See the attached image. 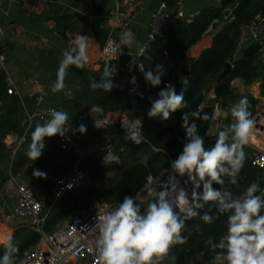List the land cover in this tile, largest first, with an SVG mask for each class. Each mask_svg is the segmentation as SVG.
Returning <instances> with one entry per match:
<instances>
[{
    "label": "trees",
    "instance_id": "trees-1",
    "mask_svg": "<svg viewBox=\"0 0 264 264\" xmlns=\"http://www.w3.org/2000/svg\"><path fill=\"white\" fill-rule=\"evenodd\" d=\"M44 1L49 7L46 18L57 23V31L62 38L70 40L69 34L78 33L96 39L102 46L106 44L110 30L102 25L100 18L108 8L109 0ZM118 1L123 4L125 0ZM165 2L169 9L178 10V0ZM227 9L233 11V15L228 18L225 17ZM263 17L264 0H220L218 7L205 8L193 18L175 16L173 21L164 19L155 39L146 45V51L139 57L145 71L154 70L157 64H162L166 69L160 86L152 87L148 83L151 95L158 94L167 83L174 85L179 93L182 88L181 81L188 79L184 98L189 107L181 111H200L201 115L209 116L208 120H196L199 134L205 136V146L208 148L215 142V138L210 137L215 109L206 103L209 89L215 87L217 101L225 112H230L231 106L242 97H247L253 119L259 111L260 101L251 94L238 93L232 80L238 78L246 84L259 80L261 94L264 96V42L252 44L241 58L235 59L244 28ZM214 20L224 25L215 32L212 46L204 50L198 58H191L188 52L202 39ZM51 54H56V51L52 50ZM123 57L125 61L119 70L116 69L118 63L112 61H102L98 70L86 66L83 69L70 66L63 90L70 89L73 92L62 100L60 110L66 111L76 126L85 124L87 130H92V127L86 112L94 106L100 107L104 114L119 113L133 120L140 118L146 142L136 145L125 141V131L119 126L93 129L112 144L113 150L119 154L118 173L115 177L110 176L111 169L102 164L106 150L99 146L80 164L88 176L87 182L67 193L57 204L52 202L56 180L70 174L78 162L79 154L75 147H65L61 137L55 136L45 138V149L38 160L28 158L26 153L31 143V132L36 124H43L50 118L40 115L42 111L37 106L36 97L9 94L6 74L0 72V166L7 165L6 169L0 170V189L11 176L27 183L43 205V214L46 216L44 230L48 233L63 226L73 213L91 208L97 199L102 198L105 203L117 207L125 196L136 197L140 192H146L148 177L160 175L170 166V161L182 152L186 135L181 126L183 113H173L167 121L160 117L149 118L147 110L151 106L152 98L136 95L129 81L124 83V76L133 59L129 55ZM60 61L61 58L56 56L50 62L55 70L54 80L57 78ZM105 63H110L116 69L113 79L116 87L110 92L103 89L93 90L91 84L94 80H100ZM229 63L232 64L230 71L219 79ZM131 77L132 74H129L127 80ZM231 122L230 115L227 118L222 116L218 131ZM10 135L23 139L15 153L14 147L6 142ZM244 151L246 160L238 177V186L225 180L224 187H228L234 195H242L253 181H258L261 191H264V176L252 162L254 149L248 145ZM34 171L44 173L45 178L34 176ZM213 186L221 187L215 184ZM137 203L143 212L147 205L139 201ZM226 220L227 214L220 215L212 224H204L199 218L187 221L189 232L182 235L187 236L188 240L183 245L173 246L170 264H210L213 254L204 241L208 237L218 240L225 234ZM197 224L200 226L199 232L193 227ZM11 238L19 247L15 255L19 264L26 251L40 242L41 233L30 224H22L15 228ZM4 252L3 243H0V257Z\"/></svg>",
    "mask_w": 264,
    "mask_h": 264
},
{
    "label": "clouds",
    "instance_id": "clouds-1",
    "mask_svg": "<svg viewBox=\"0 0 264 264\" xmlns=\"http://www.w3.org/2000/svg\"><path fill=\"white\" fill-rule=\"evenodd\" d=\"M122 37L123 45L133 43L131 32H124ZM89 39L80 34L64 50L51 88L53 93L65 88L64 81L70 66L83 69L89 62ZM145 51L144 47L139 48V54ZM134 64L132 60L130 70ZM139 68L152 87L161 85L166 71L162 64H157L154 70ZM115 72L110 63H105L100 80H94L91 88L110 92L116 87L113 83ZM131 82L135 83V76L131 77ZM181 84L179 93L171 83L165 84L158 92L159 98L150 100L147 116L167 121L173 113L188 108L184 98L188 79L185 78ZM182 113L181 126L186 133L182 152L170 161V168L164 174L166 178L157 181L155 186L147 187L144 197L148 201L146 209L142 212L137 203L139 195H127L113 210H107L108 205H104V210L96 217L95 264H162L173 246L187 242L188 237L182 235L187 221L199 218L204 224H212L225 214L226 233L218 240L208 237L204 241L213 254L210 264H264V191H261L258 181L250 183L242 195H234L224 187L226 179L231 185L238 186V177L246 160L244 148L252 139L255 120L249 111L247 97L232 105L230 112L222 113L225 118L230 115L232 122L216 133L210 148L205 146V136L199 134L196 123V120H208L209 116L201 115L200 111ZM68 120L66 111L52 110L50 119L36 124L26 153L28 158L36 161L42 156L45 138L65 137L70 130ZM96 126L99 127L97 123ZM122 126L125 141L136 145L146 142L142 119L136 118ZM73 131L85 134L87 126L81 123ZM105 161L109 162V158L106 157ZM33 175L45 178V174L39 171H34ZM214 184L221 187L215 188ZM188 185H191L190 189ZM193 227L200 231L198 224ZM3 246L5 252L0 257V264H17L18 245L9 237Z\"/></svg>",
    "mask_w": 264,
    "mask_h": 264
},
{
    "label": "crops",
    "instance_id": "crops-1",
    "mask_svg": "<svg viewBox=\"0 0 264 264\" xmlns=\"http://www.w3.org/2000/svg\"><path fill=\"white\" fill-rule=\"evenodd\" d=\"M165 0H125L120 4L118 0H109V6L100 18L102 25L114 31L116 28H123L121 20H128L127 28L133 33V43L127 46V55L133 57L139 52V48L146 47L150 42L149 35L152 29L153 14L161 8ZM178 10L167 9L174 15L177 11L178 17L193 18L201 10L208 7H218L220 0H178ZM48 4L44 0H3L0 8V29H1V49L7 56L8 70L16 81L18 94L23 97H36L37 106L41 111L50 108L60 109L62 100L72 94V90H62L57 93L51 91L52 85L56 80L53 78L54 67L50 63L56 56L62 59V53L67 49L71 42L80 34H69L70 40L60 36L57 31V23L54 20L46 18L48 13ZM123 8V10H121ZM226 17V16H225ZM119 18L120 20H116ZM227 18V17H226ZM224 23L214 20L206 31L202 39L194 45L188 55L191 58H198L204 50L212 46L214 34L223 27ZM126 28V27H125ZM124 29V28H123ZM87 36V35H86ZM88 56L89 62L86 67L98 70L102 63L103 46L94 38L88 36ZM264 42V30L260 32L259 38H255L249 26L244 28L235 59H239L245 50L252 44ZM58 48V49H57ZM56 54H51V51ZM123 57L117 64L119 70ZM0 72L5 73L0 70ZM233 86L240 94H251L260 101V107L264 105V96L261 94L260 81L252 84H246L241 79H233ZM43 100L40 102L39 99ZM206 103L211 104L215 109L214 123L210 129V137L216 138L219 123L222 118L221 109L217 101L215 87L209 89ZM89 120L95 118H118L123 116L119 113L104 114L100 107L94 106L88 109ZM89 122V121H88ZM90 124V122H89ZM68 136L73 140L77 148L82 149L84 160L90 153L99 146H103L107 141L104 137L93 130H87L85 134L74 132L78 128L71 119L68 120ZM8 145L20 148L23 139L15 136L6 138ZM252 148L264 149V137H257L254 134L251 139ZM114 149V148H113ZM106 151L103 159V165H111L110 176H116L120 164L119 154L115 150ZM109 158V162L105 158ZM7 165L0 166V170L6 169ZM8 182V181H7ZM17 200L16 190L6 183L0 189V243L6 241L14 233L16 227L22 224H29L26 220L15 218L6 220V215L11 213ZM103 201V199H97ZM138 201V200H137ZM145 205L144 203H141ZM83 209L81 211H89ZM79 211V212H81Z\"/></svg>",
    "mask_w": 264,
    "mask_h": 264
},
{
    "label": "built area",
    "instance_id": "built-area-1",
    "mask_svg": "<svg viewBox=\"0 0 264 264\" xmlns=\"http://www.w3.org/2000/svg\"><path fill=\"white\" fill-rule=\"evenodd\" d=\"M3 4V0H0V8ZM168 9L167 3L164 2L161 8L153 14L152 29L149 35V40L155 39L159 32L161 22L169 18L172 21L175 15L166 12ZM116 20H120L116 18ZM123 23V33L131 32L127 28L126 21L121 20ZM126 27V28H125ZM251 32L255 38H259L260 32L264 30V17L260 18L258 22L249 26ZM122 33V34H123ZM122 34L118 35L114 31L110 32V36L103 46L102 49V61H112L119 63L123 56L127 55V46L122 44ZM133 34V33H132ZM120 47L117 48L116 45ZM145 48V47H144ZM122 51V52H121ZM141 54L139 52L133 57L135 62H138L139 66L144 70L143 65L139 61ZM0 70L6 74L7 89L9 94H18L16 81L9 73L7 56L1 49V29H0ZM143 74V73H142ZM134 76V75H132ZM144 77V76H143ZM145 79V78H144ZM132 85V91L140 97H151L150 91L143 92L138 86V80L135 77V83L131 82V78L128 80ZM147 88L149 89V84ZM43 99L40 98L41 102ZM52 110H60L56 108H50L43 110L41 116L50 118ZM89 116V113H86ZM255 126L253 134L257 137H264V105L259 108L258 113L254 117ZM133 119L127 116H119L118 118H95L89 120L90 125L95 130L108 129L112 126H119L123 128V123H130ZM96 123L99 127L96 126ZM62 143L65 147H75L76 152L79 154V159L73 170L66 177L59 178L56 180V186L52 195L53 204L60 202L67 193L81 186L88 180V176L82 170L80 164L83 159V151L77 148L73 140L68 134L61 138ZM251 145V143L249 144ZM103 149L111 151L114 146L110 143H105ZM19 149L15 148L14 153ZM254 154L252 156V162L257 166L264 176V149L253 148ZM168 166L166 169H169ZM164 169L160 175H151L147 179L145 191L148 186H154L160 179L166 178ZM8 185L16 190L17 200L14 204L11 213L6 215V220L10 221L15 218L26 220L30 225L36 228L41 233L40 242L33 248L26 251L23 260L19 264H95L96 253H95V240L97 238V232L94 228L95 219L104 210V205H108L107 210H113L115 207L105 203L104 201L96 200L91 206L89 211H81L73 213L70 218L64 223L62 227L52 233H48L44 230V224L46 216L43 214V205L37 200L32 189L24 181L11 176L8 180ZM189 189L191 185H188ZM99 204L97 208L96 205ZM89 249H92L90 251Z\"/></svg>",
    "mask_w": 264,
    "mask_h": 264
},
{
    "label": "water",
    "instance_id": "water-1",
    "mask_svg": "<svg viewBox=\"0 0 264 264\" xmlns=\"http://www.w3.org/2000/svg\"><path fill=\"white\" fill-rule=\"evenodd\" d=\"M121 10H123V8H121ZM174 15H175V16L177 15V11L174 12ZM232 15H233V11H232L231 9H227V10H225V16H226L227 18L230 17V16H232ZM126 23H128V20H126ZM114 32H115L116 34H118V35H121V34L123 33V28H116V29L114 30ZM71 43H72V42H71ZM231 67H232V64L229 63V64L226 66L225 70L223 71V73H222V75L220 76L219 79H221L223 76H225V75L230 71ZM129 74H132V75H134V76L136 77V79L138 80V86H139V88H140L143 92L146 93V92L149 91V89L147 88V83H146V81H145V79H144V77H143V74H142V72L140 71V68H139V64H138V62H135V64L132 65L131 70H130V68L128 69V71L126 72V74H125V76H124V83H127V82H128V80H127V76H128ZM151 98H152V100H155V99H158L159 97H158V94H156V95H151ZM105 166H106V167H110L111 165H105ZM154 186H155V185H154ZM138 195L140 196V199H138V201H139L140 203H146V202H148L146 199H144V197L147 195V192H140Z\"/></svg>",
    "mask_w": 264,
    "mask_h": 264
},
{
    "label": "rangeland",
    "instance_id": "rangeland-1",
    "mask_svg": "<svg viewBox=\"0 0 264 264\" xmlns=\"http://www.w3.org/2000/svg\"><path fill=\"white\" fill-rule=\"evenodd\" d=\"M147 203L148 202H146L144 204L147 205ZM188 232H189V224H188V222H186V227L182 233H188ZM171 251H172V249H171ZM171 251L169 253V256L162 262V264H170V262H171Z\"/></svg>",
    "mask_w": 264,
    "mask_h": 264
}]
</instances>
